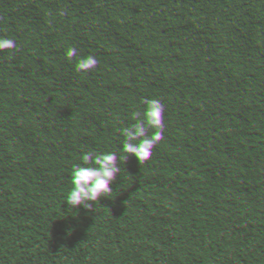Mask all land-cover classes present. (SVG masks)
<instances>
[{"label":"trees","instance_id":"trees-1","mask_svg":"<svg viewBox=\"0 0 264 264\" xmlns=\"http://www.w3.org/2000/svg\"><path fill=\"white\" fill-rule=\"evenodd\" d=\"M0 38V264H264V0H0ZM145 98L164 139L72 209Z\"/></svg>","mask_w":264,"mask_h":264},{"label":"clouds","instance_id":"clouds-1","mask_svg":"<svg viewBox=\"0 0 264 264\" xmlns=\"http://www.w3.org/2000/svg\"><path fill=\"white\" fill-rule=\"evenodd\" d=\"M58 15L64 17L67 11L61 9ZM5 50L8 51L9 59L13 58L15 51H19L14 38H0V51ZM77 54L78 50L74 46L66 52L69 59L77 57ZM98 63L95 56L81 57L76 64V71H93ZM141 102L146 106L143 116L140 112H134L131 118L135 123L121 129L124 140L120 151L124 155L118 157L116 152L82 151L79 157L81 163L72 165V188L66 201L72 209L82 207L86 212H95L96 202L114 192L112 185L121 171L119 160L126 162L132 156L141 164L152 157L153 149L164 139V103L159 99L147 98ZM150 129L153 130L151 135Z\"/></svg>","mask_w":264,"mask_h":264},{"label":"water","instance_id":"water-1","mask_svg":"<svg viewBox=\"0 0 264 264\" xmlns=\"http://www.w3.org/2000/svg\"><path fill=\"white\" fill-rule=\"evenodd\" d=\"M184 261L194 262V263H197V264H205L204 261H202L200 259H197V258H194V257H180V258H175V259H172V260H169V261L162 262L161 264L171 263V262H184ZM230 262H231V264H236L234 262V260L231 259V258H230Z\"/></svg>","mask_w":264,"mask_h":264}]
</instances>
